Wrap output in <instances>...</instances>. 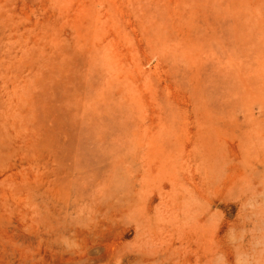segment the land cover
<instances>
[{
	"label": "rangeland",
	"instance_id": "rangeland-1",
	"mask_svg": "<svg viewBox=\"0 0 264 264\" xmlns=\"http://www.w3.org/2000/svg\"><path fill=\"white\" fill-rule=\"evenodd\" d=\"M0 264H264V0H0Z\"/></svg>",
	"mask_w": 264,
	"mask_h": 264
}]
</instances>
